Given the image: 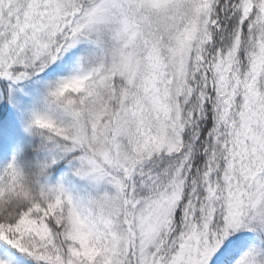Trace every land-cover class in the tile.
I'll return each instance as SVG.
<instances>
[{
    "label": "snow or ice",
    "instance_id": "1",
    "mask_svg": "<svg viewBox=\"0 0 264 264\" xmlns=\"http://www.w3.org/2000/svg\"><path fill=\"white\" fill-rule=\"evenodd\" d=\"M0 264H264V0H0Z\"/></svg>",
    "mask_w": 264,
    "mask_h": 264
}]
</instances>
